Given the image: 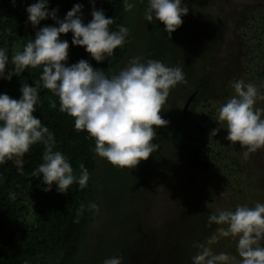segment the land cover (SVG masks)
Wrapping results in <instances>:
<instances>
[{"label":"rangeland","instance_id":"374dc122","mask_svg":"<svg viewBox=\"0 0 264 264\" xmlns=\"http://www.w3.org/2000/svg\"><path fill=\"white\" fill-rule=\"evenodd\" d=\"M133 2L135 7L123 18L129 30L128 50L107 76L117 74L130 58L140 57L181 66L187 83L170 89L161 108L168 123L156 128L153 143L159 147L146 160L132 169H119L97 159L93 183L99 191L102 226L99 229L98 219L88 226L76 263L101 264L106 257L133 250L124 257L125 264H192L197 245L206 244L218 227L209 224L210 214L218 208L264 203V148L243 159L238 144L227 147L226 130L216 119V108L233 95L229 81L264 84V33L258 47L252 38L255 28L261 32L264 26L259 24L264 0H182L189 11L169 38L161 23L144 20L147 0ZM249 48L252 55L246 52ZM195 87L203 94L189 102L186 112L207 128L210 141L204 158L213 165L189 173L186 156L172 146L170 135ZM256 106L264 107V101ZM217 127L221 129L213 136L211 130ZM209 247L235 255L236 239L221 237Z\"/></svg>","mask_w":264,"mask_h":264},{"label":"clouds","instance_id":"9594fccd","mask_svg":"<svg viewBox=\"0 0 264 264\" xmlns=\"http://www.w3.org/2000/svg\"><path fill=\"white\" fill-rule=\"evenodd\" d=\"M93 3L90 0V5ZM121 3L126 12L135 7L133 0ZM82 7L74 4L60 19L56 8L49 10L48 0H36L25 8L27 22L34 29L45 19L53 20L54 24L39 27L34 37L26 40L22 50L15 51L11 58L6 48L0 46V79L11 80L26 67L42 69L38 84H20L18 99L0 93V165L15 159L17 171L22 174L24 154L33 144L43 145L42 163L31 175L40 178L44 192L55 185L56 192L63 194L73 183L82 189L89 180V171L80 164L79 174H74L68 158L55 149L53 133L33 115L39 87L57 96L59 111L73 119L75 129L85 131L94 140L92 151L98 157L119 169H132L158 149L159 145L153 143L156 128L168 123L162 118L161 108L171 88L187 83L181 66H169L159 59L130 58L111 77L100 68H93L86 59L68 64L69 42L59 39L61 35L71 33V44L83 47L99 63L125 43L129 31L123 25L112 30L113 17H106L96 7L91 9L90 21L84 23ZM188 11L182 0H147L144 20L161 23L169 38ZM9 63L13 67L6 72ZM229 84L233 95L216 108V119L226 130L227 147L238 144L242 158L248 159L250 154L264 148V107L256 106L258 101H264V84L243 79ZM50 106L55 107V102ZM219 129L213 128L211 134L215 136ZM8 198L15 200L16 194L9 191ZM86 208L99 212L97 203L89 202L87 206L81 203L76 209L77 217ZM208 222L218 227L206 244L197 245L199 251L191 257L192 264H264V203L236 205L234 210L218 208L208 216ZM221 237L236 239L235 255L216 253L209 247ZM102 264H125V258L114 255L105 258Z\"/></svg>","mask_w":264,"mask_h":264},{"label":"trees","instance_id":"16d2710c","mask_svg":"<svg viewBox=\"0 0 264 264\" xmlns=\"http://www.w3.org/2000/svg\"><path fill=\"white\" fill-rule=\"evenodd\" d=\"M35 2L36 0H14L13 3V0H0V46L6 48L9 58L15 51L22 50L25 41L33 38L39 27L54 24L53 20L45 19L34 29L27 22L25 8ZM76 3L83 6L81 17L84 23L90 21L91 9L96 7L102 9L106 17H113L114 23L110 26L112 30H116L117 25L124 26L126 11L123 10L121 0H94L91 5L90 0H48V7L49 10L56 8L57 17L62 19ZM259 19L260 26L264 25V17ZM261 30L257 32L255 28L252 36L256 47L260 45L264 26ZM58 38L69 42L68 64L86 59L93 68H100L106 76L122 60L130 43L127 35L125 43L114 49L111 57L97 63L83 47L71 44V33ZM246 52L252 55L251 48ZM12 67L11 63L6 65V72ZM41 71L40 67H26L22 73H15L11 80L0 79V93L18 99L20 84H38ZM258 75L262 76L263 72ZM197 88H202L201 84ZM195 91L196 87L187 99L192 97L190 101H194L203 94L202 91ZM38 98L33 115L40 118L42 125L47 126L53 133L55 149L68 158L74 174H79V165L83 164L89 171V180L82 189L73 183L68 192L63 194L56 192L55 185L51 191L44 192L40 178L31 175L33 169L42 163L43 145L39 143L31 145L22 157V174L17 171L18 164L15 159L0 165V264H77L79 241L85 238L88 226L95 219L99 220V229L102 226L101 211L94 213L86 208L82 215H76V209L81 203L85 206L89 202L98 204L99 191L94 188L93 172L99 157L92 151L94 140L88 138L85 131L75 129L73 119L59 111L57 96L41 86L38 89ZM53 102L55 107L50 106ZM209 141V132L205 126L195 121L186 110L178 113L170 143L177 152L186 156L185 165L189 173L204 172L212 167L213 163L204 158L208 152ZM188 179L195 184L190 175ZM9 191L16 194L15 200H9ZM97 243L101 246L100 242H96V245ZM99 246H95V249H99ZM133 252L123 251L118 255L126 257Z\"/></svg>","mask_w":264,"mask_h":264},{"label":"water","instance_id":"95a60500","mask_svg":"<svg viewBox=\"0 0 264 264\" xmlns=\"http://www.w3.org/2000/svg\"><path fill=\"white\" fill-rule=\"evenodd\" d=\"M191 98H192V97H189V98H188V101L186 102L185 107L183 108V112L185 111L186 107L188 106V104H189Z\"/></svg>","mask_w":264,"mask_h":264},{"label":"flooded vegetation","instance_id":"af4514ba","mask_svg":"<svg viewBox=\"0 0 264 264\" xmlns=\"http://www.w3.org/2000/svg\"><path fill=\"white\" fill-rule=\"evenodd\" d=\"M186 110V109H185Z\"/></svg>","mask_w":264,"mask_h":264}]
</instances>
